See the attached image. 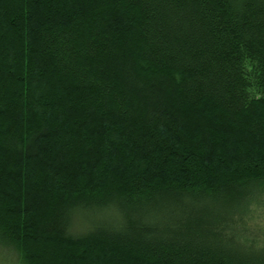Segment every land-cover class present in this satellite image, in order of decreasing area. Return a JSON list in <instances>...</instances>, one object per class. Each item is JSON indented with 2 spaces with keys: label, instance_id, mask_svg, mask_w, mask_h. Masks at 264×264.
<instances>
[{
  "label": "trees",
  "instance_id": "trees-1",
  "mask_svg": "<svg viewBox=\"0 0 264 264\" xmlns=\"http://www.w3.org/2000/svg\"><path fill=\"white\" fill-rule=\"evenodd\" d=\"M262 193L264 0H0L4 259L264 264Z\"/></svg>",
  "mask_w": 264,
  "mask_h": 264
},
{
  "label": "rangeland",
  "instance_id": "rangeland-1",
  "mask_svg": "<svg viewBox=\"0 0 264 264\" xmlns=\"http://www.w3.org/2000/svg\"><path fill=\"white\" fill-rule=\"evenodd\" d=\"M259 203L251 206V212L245 215L243 228L250 235H254L259 241H264V193L259 196ZM0 264H20L16 257L10 261L0 256Z\"/></svg>",
  "mask_w": 264,
  "mask_h": 264
},
{
  "label": "clouds",
  "instance_id": "clouds-1",
  "mask_svg": "<svg viewBox=\"0 0 264 264\" xmlns=\"http://www.w3.org/2000/svg\"><path fill=\"white\" fill-rule=\"evenodd\" d=\"M106 219L109 223H111L114 227H122L126 222V214L119 207H114L109 215H107Z\"/></svg>",
  "mask_w": 264,
  "mask_h": 264
}]
</instances>
